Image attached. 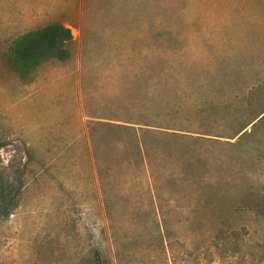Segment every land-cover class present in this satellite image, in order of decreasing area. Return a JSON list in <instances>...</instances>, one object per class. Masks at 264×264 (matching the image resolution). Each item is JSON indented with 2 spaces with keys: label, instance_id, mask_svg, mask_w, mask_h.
I'll list each match as a JSON object with an SVG mask.
<instances>
[{
  "label": "rangeland",
  "instance_id": "374dc122",
  "mask_svg": "<svg viewBox=\"0 0 264 264\" xmlns=\"http://www.w3.org/2000/svg\"><path fill=\"white\" fill-rule=\"evenodd\" d=\"M0 264H264V0H0Z\"/></svg>",
  "mask_w": 264,
  "mask_h": 264
},
{
  "label": "trees",
  "instance_id": "16d2710c",
  "mask_svg": "<svg viewBox=\"0 0 264 264\" xmlns=\"http://www.w3.org/2000/svg\"><path fill=\"white\" fill-rule=\"evenodd\" d=\"M70 39L69 29H65L61 24H52L29 32L13 43L12 53L7 57V62L16 71L26 73L28 69H32L34 65H39L43 61L51 59L64 61L67 56L63 47ZM245 127H242L240 131Z\"/></svg>",
  "mask_w": 264,
  "mask_h": 264
}]
</instances>
